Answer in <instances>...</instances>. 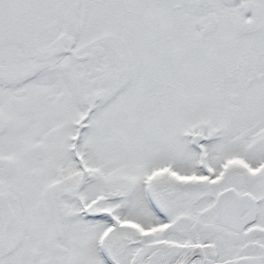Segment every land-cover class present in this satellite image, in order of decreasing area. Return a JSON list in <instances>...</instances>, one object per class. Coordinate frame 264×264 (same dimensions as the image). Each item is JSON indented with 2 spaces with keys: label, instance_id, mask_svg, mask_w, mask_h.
<instances>
[{
  "label": "snow or ice",
  "instance_id": "1",
  "mask_svg": "<svg viewBox=\"0 0 264 264\" xmlns=\"http://www.w3.org/2000/svg\"><path fill=\"white\" fill-rule=\"evenodd\" d=\"M0 264H264V0H0Z\"/></svg>",
  "mask_w": 264,
  "mask_h": 264
}]
</instances>
